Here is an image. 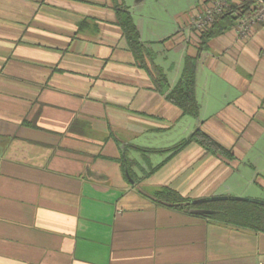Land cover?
I'll use <instances>...</instances> for the list:
<instances>
[{
    "label": "crops",
    "instance_id": "1",
    "mask_svg": "<svg viewBox=\"0 0 264 264\" xmlns=\"http://www.w3.org/2000/svg\"><path fill=\"white\" fill-rule=\"evenodd\" d=\"M207 1L0 0V264H264L263 230L213 216L264 205V23L199 51ZM187 57L198 118L156 83ZM198 127L226 153L172 151ZM163 188L191 208L158 202Z\"/></svg>",
    "mask_w": 264,
    "mask_h": 264
},
{
    "label": "trees",
    "instance_id": "2",
    "mask_svg": "<svg viewBox=\"0 0 264 264\" xmlns=\"http://www.w3.org/2000/svg\"><path fill=\"white\" fill-rule=\"evenodd\" d=\"M255 0H239L231 1V6L225 14L215 19L211 26L201 31L198 36L199 51L206 48L208 41L218 36L227 30L233 29L240 18L250 15L255 6ZM118 22L124 31V35L130 45V48L140 61V65L146 67L144 63V55L147 50L142 40L140 31L134 22V18L130 11L122 10L118 12ZM160 91H164L166 98L172 103L179 106L184 114L199 117L200 103L196 96V80H195V63L193 58H186V65L179 81L172 87L163 89L167 80L164 75H160L159 80H156ZM191 141H196L206 150L213 153H226L224 147L211 138L206 132L199 127L186 139L178 143L172 148L175 152L188 144ZM158 202L180 209H190L192 200L180 195L177 191L170 188H163L154 194ZM218 219L227 221H240L241 223L264 231V205L256 204L243 200H230L220 202L213 208Z\"/></svg>",
    "mask_w": 264,
    "mask_h": 264
},
{
    "label": "built area",
    "instance_id": "3",
    "mask_svg": "<svg viewBox=\"0 0 264 264\" xmlns=\"http://www.w3.org/2000/svg\"><path fill=\"white\" fill-rule=\"evenodd\" d=\"M232 0H208L207 3L196 9L195 14L191 19V27L197 35L201 31L207 29L216 18L225 14L227 9L231 6ZM253 12L247 17L238 19L235 29L236 31L246 37L249 36L254 26L258 23H264V0H255Z\"/></svg>",
    "mask_w": 264,
    "mask_h": 264
},
{
    "label": "water",
    "instance_id": "4",
    "mask_svg": "<svg viewBox=\"0 0 264 264\" xmlns=\"http://www.w3.org/2000/svg\"><path fill=\"white\" fill-rule=\"evenodd\" d=\"M195 202V201H194Z\"/></svg>",
    "mask_w": 264,
    "mask_h": 264
}]
</instances>
